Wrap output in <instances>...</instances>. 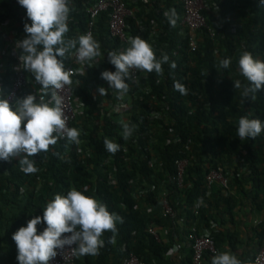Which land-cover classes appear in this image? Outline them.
<instances>
[{
  "label": "trees",
  "instance_id": "16d2710c",
  "mask_svg": "<svg viewBox=\"0 0 264 264\" xmlns=\"http://www.w3.org/2000/svg\"><path fill=\"white\" fill-rule=\"evenodd\" d=\"M73 1L66 34L70 39L84 35L88 26L80 11L82 0ZM263 6L260 0H204L201 14L215 33L211 39L207 30L199 31L195 51L189 50L187 31L180 33L182 8L177 0L146 3L129 0L134 18L126 19L127 43L110 35L108 13L100 15L94 22L93 37L101 45V56L83 76L77 77L76 84L72 83L73 96L84 104L82 116L72 124L82 132L83 154H76L77 144L60 139L50 146L47 154L33 157L39 169L35 174L23 173L19 158L0 161V264H18L13 234L26 227L34 216H42L55 195L66 196L72 188L95 197L107 205L110 213L123 218V223L117 224L114 244L108 243L113 233L106 232L105 245L98 255L77 256L75 264H122L129 254L144 264H191L192 250L186 234L193 225L197 233L203 228L211 229L218 254L222 253L220 244L225 241L235 250V231L223 233L222 229L228 221L233 222L236 198L231 195L224 198L217 187L207 194L205 176L217 167L230 171L227 165L231 159L244 160L245 172L233 171L230 190L235 188L242 196L251 198L256 209L264 205V131L255 139L238 137V121L242 116L264 122V90L256 93L255 100L243 97V86L249 82L239 74L238 65L244 51L264 61ZM171 10L177 16L175 26L165 16ZM25 23L31 21L17 0H0V47L8 43L5 24L21 40L25 36ZM136 36L147 41L158 58L167 54L169 63L162 65V75L145 71L141 77L140 72L141 84L129 80L127 95L118 99L101 73L116 70L108 61V52L125 50L130 46L129 39ZM74 51L64 60L65 68ZM16 54L20 55V50L13 44L0 51V66L3 63L13 66L18 61L14 58ZM225 58L231 60L227 69L219 65ZM171 62H175V69L170 67ZM11 69L6 74L0 71L4 88L8 86L7 73ZM24 75L27 89L40 91L41 85L34 75L25 70ZM237 79L241 81V89L234 88ZM177 82L186 86V95L176 89ZM99 87L107 89L106 94L100 95ZM145 89L150 90L148 95ZM116 102H132L136 114L124 122L121 115L109 110V105ZM156 112L161 113L160 118L153 117ZM124 123L135 129L128 139L123 138ZM106 138L119 144L121 150L115 154L108 152L104 147ZM177 159L187 160L182 188H177L171 178ZM248 182L253 187L245 190L243 185ZM160 191L165 192L174 207L175 217H162ZM179 221L183 230L177 233ZM152 225L161 231L173 229L166 234L167 242L156 241L147 232ZM37 227L39 234L46 225ZM256 234L258 250L264 228H256ZM175 244L181 250L177 255H168ZM254 255L245 264H253ZM214 256L205 253L201 264H211ZM177 257L179 261L175 260Z\"/></svg>",
  "mask_w": 264,
  "mask_h": 264
},
{
  "label": "clouds",
  "instance_id": "9594fccd",
  "mask_svg": "<svg viewBox=\"0 0 264 264\" xmlns=\"http://www.w3.org/2000/svg\"><path fill=\"white\" fill-rule=\"evenodd\" d=\"M17 2L26 10L27 19L31 21L30 24H24V38L15 43L16 49L20 50V68L31 72L41 88L39 95L29 94L22 99L12 94L6 96L4 89L0 88V161L10 162L19 158L20 170L25 174H35L39 169L34 156L47 154L50 146H55L62 138L77 145L80 143V131L67 127L64 97L59 94L65 86L73 83L70 79L73 71L65 69L64 60L69 58L68 54L74 49L77 61L82 65H90L101 56V45L91 32L76 39L66 38L72 11L70 0ZM260 3L264 5V0H260ZM165 16L175 26V10L165 13ZM5 25L15 32L9 24ZM10 44L14 46L8 41L0 47V51H6ZM129 45L123 51L108 52V61L116 70L101 73V78L116 91L118 99L129 91L128 81L133 80V69L162 75V65L169 63L167 54H161L158 58L153 47L139 36L130 38ZM230 64L231 60L227 58L219 62L223 69L229 68ZM238 65L239 74L249 82L243 86L241 95L255 100L256 93L264 90V61L244 51ZM170 67L175 69V62H171ZM233 83L235 89L242 88L239 79ZM175 87L182 95L187 94L185 85L177 82ZM106 91L104 87L98 88L100 95L106 94ZM49 94L54 102L52 105L45 101V96ZM122 128L124 139H128L135 130L129 123H124ZM262 131L264 122L259 119H250L246 115L238 121V137L241 140L255 139ZM104 147L112 154L121 150L119 144L107 138ZM53 154L63 159L60 153ZM231 194L229 185V196ZM118 223H123V218L115 212L110 213L107 205L72 188L66 196L55 195L43 209L42 216H34L28 220L26 227L19 228L13 234L12 239L17 246L16 259L18 264H49L58 255L57 250L63 252L66 248L78 257L98 255L105 245L103 236L106 232L113 233L108 243H115ZM38 225H46L39 234ZM211 264L242 262L235 254L225 251L214 256Z\"/></svg>",
  "mask_w": 264,
  "mask_h": 264
},
{
  "label": "built area",
  "instance_id": "2783aa9c",
  "mask_svg": "<svg viewBox=\"0 0 264 264\" xmlns=\"http://www.w3.org/2000/svg\"><path fill=\"white\" fill-rule=\"evenodd\" d=\"M129 0H82L80 11L87 18V28L84 33L87 34L89 32L93 35V28L95 20L102 15L103 13H108L109 18L107 21V28L112 37L118 38L120 42L127 43L126 41V19L134 18V12L132 9L128 7ZM143 3H146L147 0H142ZM178 4H180L182 8L181 22L180 26L182 27L180 33L185 29L188 33V44L189 50H196V37L197 33L203 29L207 30L210 35V38H214V31L209 28L206 24L205 18L201 14V11L204 8V0H177ZM74 1L70 0L71 9L74 8ZM264 10V6H263ZM5 37L8 41L15 43L17 40V33L13 30L7 29V33ZM17 58V63L10 66L7 63H3L0 66V71L5 72L9 70V67H12L10 74L7 73V83L8 86L4 88L2 77L0 76V88L4 89L5 95L12 94L16 98H24L29 94L39 95L40 91L37 89H27V82L24 75V70L20 68V60L19 54L14 55V58ZM98 58H96L90 65H82L80 64L76 57L75 51L72 53L71 58L69 60L68 66L65 68L66 70H72L73 74L70 77L72 81L77 83V77L83 76L88 68L92 67L95 63H97ZM142 72V74L140 73ZM84 73V74H82ZM144 76L145 71L132 70L133 80L132 82L135 84H141V77ZM144 92L146 95L150 93L149 89H145ZM59 94L64 97V110L68 117L67 127L74 128L72 126L73 123L76 124L77 120L82 116L84 104L77 99H75L73 86H65L63 90L59 91ZM127 95V93L125 94ZM39 97L37 96V100ZM45 101L49 102L52 105L54 102L51 101L50 94L45 96ZM134 104L132 102H116L109 105V110L113 114H119L122 116L124 122H128L133 114H136V110L134 108ZM154 118H160L161 113L156 112L153 114ZM80 143L76 146V154L81 156L83 154V148L81 147V137L82 132L80 129ZM66 139V138H62ZM137 142V141H135ZM136 157V156H135ZM134 157V159H136ZM129 160V158H128ZM130 161V160H129ZM187 165L186 159H177L173 162L174 166V174L171 176L172 181L176 184L177 188H182L183 185V177L184 170ZM233 172L225 171L222 167H217L209 170V172L205 176V183L207 188V194L210 193V190L213 187H217L224 197L229 196V185L233 179ZM160 199V211L162 217L164 218H173L175 217V209L172 207L167 199V196L164 191L159 192ZM158 226L152 225L147 229V232L156 240L160 241V233L157 231ZM165 229L163 231L164 234H167L168 231ZM197 229L195 225L191 226L186 234L187 242L192 250L191 256V264H201L202 258L205 253L211 255H217L218 251L215 247V244L211 238V229L203 228L199 233H197ZM70 235V234H64ZM74 247V246H73ZM180 246L175 244L174 247L168 252V255H175L179 252ZM58 255L49 261V264H75L77 256L73 255L71 251H68L66 248L63 252L57 250ZM253 264H264V238L261 242L260 248L257 250L253 257ZM122 264H144L141 260H139L135 255L129 254L126 256Z\"/></svg>",
  "mask_w": 264,
  "mask_h": 264
},
{
  "label": "crops",
  "instance_id": "0c3cea01",
  "mask_svg": "<svg viewBox=\"0 0 264 264\" xmlns=\"http://www.w3.org/2000/svg\"><path fill=\"white\" fill-rule=\"evenodd\" d=\"M244 165V160L239 161L237 159H231L227 167L230 168L229 170L231 172H233L235 169H238L239 172L244 173ZM232 181L230 182V185L232 184ZM252 187L253 183L251 182L245 183L243 185V188L245 190H249ZM234 189H232L231 191V196H235L237 201V203L233 207V212L235 216L233 222L228 221L227 224L223 226L222 231L223 233H228V231H230L231 229L235 231L237 236V239H233L235 250L232 251L231 246L228 244L227 241H225L224 243L220 244V252L227 251L232 254H235L237 258L242 262V264H245V262L248 261L249 258L252 257L253 254L257 251L258 239L256 237V228H264V205H262L261 209L254 208L252 205L251 198L242 196L241 193L237 192ZM171 229L172 228H168L166 231L170 232ZM182 230L183 227L181 225V221H179L176 224V232L178 233ZM157 231L158 233H160V241L164 240L167 242L166 238H168V236H166V234H163V231H161L160 229H157ZM178 259V257L175 258V260L179 261Z\"/></svg>",
  "mask_w": 264,
  "mask_h": 264
},
{
  "label": "rangeland",
  "instance_id": "374dc122",
  "mask_svg": "<svg viewBox=\"0 0 264 264\" xmlns=\"http://www.w3.org/2000/svg\"><path fill=\"white\" fill-rule=\"evenodd\" d=\"M114 119H115V120H119V117H115Z\"/></svg>",
  "mask_w": 264,
  "mask_h": 264
}]
</instances>
